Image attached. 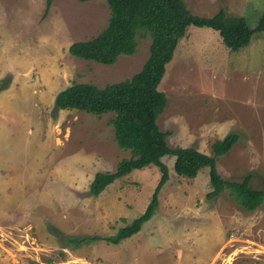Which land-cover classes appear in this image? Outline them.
Returning a JSON list of instances; mask_svg holds the SVG:
<instances>
[{
	"label": "rangeland",
	"instance_id": "1",
	"mask_svg": "<svg viewBox=\"0 0 264 264\" xmlns=\"http://www.w3.org/2000/svg\"><path fill=\"white\" fill-rule=\"evenodd\" d=\"M183 1L201 17L223 7L250 28L263 9V0ZM109 16L105 0H0V264H264V200L253 211L227 191L208 200L209 170L178 177L173 156L161 159L169 180L152 218L132 237L107 242L143 213L161 177L150 165L92 196L95 174L113 172L130 152L115 142L113 113L55 106L73 84L118 83L147 60L148 35L112 65L70 55ZM158 89L167 105L157 124L170 148L211 155L215 141L238 133L216 172L236 182L250 175V187L264 192V32L230 51L215 30L189 26ZM85 235L95 239L66 241Z\"/></svg>",
	"mask_w": 264,
	"mask_h": 264
},
{
	"label": "trees",
	"instance_id": "2",
	"mask_svg": "<svg viewBox=\"0 0 264 264\" xmlns=\"http://www.w3.org/2000/svg\"><path fill=\"white\" fill-rule=\"evenodd\" d=\"M87 2L90 0H79ZM110 10L107 27L96 37L72 43L68 52L86 61L112 65L121 55L131 56L136 52L137 37H150L149 55L141 70L130 79L107 84L99 88L92 84L75 83L58 93L55 106L62 110H77L93 115L113 113L111 125L114 139L120 149L130 152L113 172H98L93 177L89 192L96 197L116 179L133 170L155 165L161 172L149 203L142 214L118 229L107 242L118 244L138 233L143 224L155 214L158 195L169 180L165 156H173V171L178 177L194 179L202 168L209 170L211 191L206 198L211 200L227 191L244 210L257 209L264 200V192L250 187L251 176L240 182L227 181L216 172V158L228 152L240 135L232 132L211 146V155L195 148L167 145L168 132H162L157 124L159 115L167 105V98L158 86L165 74L179 41L184 38L189 26L210 28L218 32L222 44L236 51L250 42L254 32H264L263 9L254 28H250L242 16L228 15L223 7L210 17L193 15L183 0H105ZM53 0H46L49 7ZM89 236L70 237L66 241L79 245Z\"/></svg>",
	"mask_w": 264,
	"mask_h": 264
}]
</instances>
